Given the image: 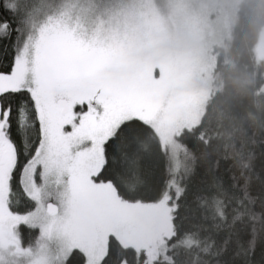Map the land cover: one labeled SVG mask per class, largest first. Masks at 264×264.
Returning a JSON list of instances; mask_svg holds the SVG:
<instances>
[{"label":"snow or ice","instance_id":"obj_1","mask_svg":"<svg viewBox=\"0 0 264 264\" xmlns=\"http://www.w3.org/2000/svg\"><path fill=\"white\" fill-rule=\"evenodd\" d=\"M27 2H0V251L36 229L35 264H264L254 151L141 69L118 16Z\"/></svg>","mask_w":264,"mask_h":264},{"label":"rangeland","instance_id":"obj_2","mask_svg":"<svg viewBox=\"0 0 264 264\" xmlns=\"http://www.w3.org/2000/svg\"><path fill=\"white\" fill-rule=\"evenodd\" d=\"M238 1L130 0L127 5L139 15L134 24L136 29L133 48L138 65L145 71L161 68L171 86L190 102L196 119L203 100L215 88L214 65L221 48L228 40ZM64 5H70L73 13L78 6L80 10H77V16L83 17L89 25L105 16L107 19L118 16L121 30L125 31L130 22V13L124 7L98 0H64L62 5L60 2L50 1L34 7L30 16L39 24L47 15L59 13V7L62 9ZM177 49L182 55L179 73L174 71V53ZM254 55L257 61H264V26L254 46ZM259 91L264 93V68ZM20 239L25 251L20 253L10 248L0 251V264H35L38 261L36 241L24 242L21 232ZM26 239L29 240V237Z\"/></svg>","mask_w":264,"mask_h":264},{"label":"trees","instance_id":"obj_3","mask_svg":"<svg viewBox=\"0 0 264 264\" xmlns=\"http://www.w3.org/2000/svg\"><path fill=\"white\" fill-rule=\"evenodd\" d=\"M50 1L60 2L61 5L64 3V0H28L27 4L22 6V10L27 13L28 9L27 14H30L34 7H40ZM98 1L113 2L129 11L130 22L127 21L129 23L125 31L134 48L136 29L134 24L139 15L127 6L130 0ZM235 8V19L228 34V40L221 48L214 65L215 88L203 100L197 120L203 118L206 122H211L222 146L244 145L246 150H253L256 156L254 171H260L264 167V93H261L259 88L263 82L264 61L256 60L254 46L264 26V0H239ZM77 10H80L78 6L73 13L74 16H77ZM55 14H49L43 19ZM78 17L81 23L89 25L83 17ZM105 17L107 19V16ZM36 21L34 20L35 23ZM181 62L182 55L177 49L174 53L176 73L180 72ZM29 206H22L21 210ZM37 234L36 229L21 231L22 240L29 243L36 241ZM27 237L29 240L26 239Z\"/></svg>","mask_w":264,"mask_h":264},{"label":"flooded vegetation","instance_id":"obj_4","mask_svg":"<svg viewBox=\"0 0 264 264\" xmlns=\"http://www.w3.org/2000/svg\"><path fill=\"white\" fill-rule=\"evenodd\" d=\"M136 61H137V59H136Z\"/></svg>","mask_w":264,"mask_h":264}]
</instances>
